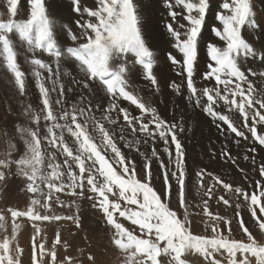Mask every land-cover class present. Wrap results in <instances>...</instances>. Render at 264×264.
Instances as JSON below:
<instances>
[{"label": "snow or ice", "instance_id": "obj_1", "mask_svg": "<svg viewBox=\"0 0 264 264\" xmlns=\"http://www.w3.org/2000/svg\"><path fill=\"white\" fill-rule=\"evenodd\" d=\"M19 3L20 0H6L8 19H0V57L7 71L14 77V85L19 94H25L26 73L18 63L14 43L32 53L37 50L47 53L55 58L56 64L54 70L43 59L34 55L30 58L41 105L37 109L28 105L24 110V114L34 125L19 127V135L24 140L26 149L24 154L16 160H0V169H10L15 164L18 174L26 181L27 192L39 193L40 197L46 198V202L33 197L25 210H7L12 218V235L0 240V264H20L19 257L23 249L18 243L13 248V241L21 227L16 222L17 218L32 221L37 235L40 232L35 223L37 221L66 220L79 229L81 224L78 206L77 214L73 215H40L38 209L51 210L52 204L49 202L72 207V204L65 205L57 194L65 193L79 199L85 197V190L88 193L86 198L92 201L91 207L101 212L104 226L112 233L111 243L124 254L126 264H163L161 256L169 258L167 264H187L183 258L187 253L199 254L209 264H221L215 258L216 253L226 254L228 264H252V258L255 264H264V242L256 239L239 211H236L235 216L239 218L237 223L246 240L231 239V220L214 215L208 209L207 201L203 207V214L208 217L205 228H210L212 235L194 234L192 231L189 212L191 205L186 200L185 190L188 177L186 151L179 138L184 128L163 119L155 107H148L142 98L129 90L132 76L146 79L152 85L158 84L153 72L154 52L142 34L141 18L134 0H98V6L94 10L83 9L88 17L95 18V22L77 21V26L82 29L79 36L70 29L67 30L75 46L58 41L55 18L50 17L45 0H29V16L22 20L16 19ZM166 6L172 20L166 25V30L175 49V54L169 52L167 59L176 75L185 77L190 94L187 99L195 107L202 109L214 123L223 122L236 137L249 139L229 115L218 110L219 102L222 101L229 112H239L243 117V128H247L252 139L264 147V131H258L257 128V125H264V112L261 111L264 110V91L258 93L254 82L249 79V75L264 77V71L257 73L251 68L243 69L240 63L249 58L264 61V54L258 56L257 50L242 35V30L248 24L260 27L254 18L251 0H222L220 11L215 17L218 26L214 25L211 30L218 41L223 42V46L214 42L206 45V70L201 75L204 81H214V85L199 87L194 81L198 66V44L210 0H174V4L169 2ZM174 7L181 11L173 10ZM72 10L78 14L82 11L80 0H73ZM179 17L187 24L180 23ZM13 33L18 35L13 38ZM81 40L83 42H79ZM62 47L66 48V52L61 51ZM129 56L135 58L132 67L127 66ZM62 57L74 61L79 72L86 77L83 81L73 77L70 84H82L84 89H91L87 95L81 94L79 99H74L70 104L65 98L64 84L59 79ZM42 71L47 73V77L42 75ZM46 82L51 83V88L46 86ZM170 86L176 94H180V83L173 81ZM73 90L70 86L67 92ZM51 93H57L55 100ZM205 98L206 101L202 103ZM94 99L96 103H93ZM121 101L134 105L139 114L134 115L128 107L121 106ZM95 111L101 113L100 118L94 114ZM112 113H116V116ZM121 114L132 134H143L141 139L144 143L162 141L163 152L168 157V163L165 164L153 148L150 155L140 163L139 174L142 179L137 178V162L118 147L115 131H109L105 127L104 121L111 125L119 124ZM145 116L150 119L145 120ZM89 124L92 132L97 135L89 132ZM217 127L220 125L217 124ZM119 130L120 139L125 140V146L139 151L140 140L126 139L123 125ZM65 131L74 138L77 146L75 153L64 139ZM42 142L56 151H42ZM236 143L239 144L240 141L237 140ZM9 146L14 148L11 141ZM249 151L255 152L256 149L253 147ZM57 152L64 156L62 164L56 161ZM11 154L9 151L8 156ZM221 155L231 163H236L228 151H222ZM46 158L48 163L45 165ZM153 158L161 169L160 174L155 177L162 181L161 191L153 183ZM243 158L249 159L248 156ZM62 165L64 170H61ZM258 171L262 180L255 182L256 190L251 193L245 188L233 187L204 169L197 172L196 176L201 187H204L205 177L211 178L212 184L205 191L209 198L213 195L212 189L222 185L225 190L246 201L255 224L264 232V164ZM5 180V171L0 170V182ZM40 185H46L47 192ZM173 191L176 209L169 206ZM110 195L115 199H110ZM219 201L230 205L229 199L224 196H220ZM235 207L239 209L240 204L237 203ZM180 209H183L182 213L179 212ZM121 218L137 227L130 230L121 222ZM221 223L226 226L224 230L220 228ZM5 225L6 218L0 214V228L6 231ZM225 231L227 235L224 234ZM32 240V264H42V261H38L35 235ZM60 244V235L57 233L52 250L48 253L51 264H56L55 248ZM38 248L39 256L43 257L44 243H40ZM66 259L70 264L71 258ZM89 259L94 258L89 256Z\"/></svg>", "mask_w": 264, "mask_h": 264}, {"label": "rangeland", "instance_id": "obj_2", "mask_svg": "<svg viewBox=\"0 0 264 264\" xmlns=\"http://www.w3.org/2000/svg\"><path fill=\"white\" fill-rule=\"evenodd\" d=\"M137 1L134 0V2L137 5L138 13L145 10V9L151 10L154 12V17H152L151 19L154 20L155 26L157 27V29H155L151 34L152 40L157 45L156 50H157L158 55L162 58L167 59V54L169 52H173V51L175 52V49L172 48V42L173 41H172L171 37L169 36V34L167 33V30H166V25L168 23H171L172 20H171V17L169 16V9L167 7H166V9L162 8L161 6H163V4H165V3L167 5L169 2H172L174 4V0H156V4H157L156 6L155 5L152 6L150 4V2H148L147 0H137ZM221 1L222 0H210V7H209L208 14L206 16V20H208V21L205 20V25H204V28L202 29L201 37L199 39L198 66H197V71H196V74H197V72H198V74L197 75L195 74V76H194L195 77L194 81L196 82L198 87L200 86L199 83H201L202 86L205 83L208 86L214 85V81H213V83L211 82V84L208 83L207 81L206 82L204 81V84H203V81L201 80V76H199V75L200 74L202 75V73L206 70V68H205V65H206L205 62H207L206 45L208 44V42H214V43H217L219 46H223V42L218 41V39L214 36V34L211 30L214 25L218 26L215 17H216V13L218 11H220L219 9H220V5L222 3ZM45 2H46V6H47L48 13H49L50 17L55 18V24H56L55 31H56L57 37H59L58 41L62 42V44H64V45L75 46L73 44V42L71 41L70 35L68 34L67 30L70 29L72 33H75L79 36L82 29L77 26V21H80L81 23H86L88 20H92L93 22H95V18L84 17V16H87V14L83 11V9L88 8V9L94 10L98 6V0H80V7H81L82 11L79 14L72 10L73 0H71V1L70 0H66V1L65 0H61V1L60 0H45ZM251 3L253 5L254 14L257 13L256 17L254 16V18H256L255 20L260 25V27H254L252 24H248V25H246L247 27L245 26V28L242 30V34L253 45V47L256 50L258 48L257 52L261 50L260 52H258V56H259L260 54H264V0H251ZM59 9H61V10L59 11ZM173 10L181 11V9L177 8V7H174ZM156 11H157V13H156ZM0 14H2V15H0V19H4V20L8 19V9H7V5H6V0H0ZM159 14H161L165 19L169 18V21L166 22V24H165V30L164 31H162L159 27V18H160ZM28 16H29V0H20V3L18 5V14H17L16 19L22 20V19H26ZM73 16H75V17H73ZM209 18H211V19H209ZM178 19H179L180 23H184V24L186 23L187 24V22H185L182 17H179ZM209 25H211V26L209 27ZM60 31L61 32L65 31V33H61ZM141 31L143 34V29H141ZM245 31H246V33H244ZM60 34L62 36H63V34H65V35H64V37H62ZM66 34H68V35H66ZM205 34H206V36H205ZM11 35L13 38H15L18 34L13 33ZM209 36H210V38H209ZM66 39H67V41H66ZM205 40H207V41H205ZM66 42H67V44H66ZM79 42H83V41L81 40ZM256 46H257V48H256ZM14 47L17 48V56L18 55L20 56V57L18 56V63L19 64L21 63L20 64L21 70L26 73V90H25L24 95L19 94L18 89L14 85V77L7 71L6 65H5L3 59H2V57H0V160H6V159L16 160L24 154L26 149H25L24 140L19 135V127H21V126H23V127H29V126L34 127V125L31 123L30 119L24 114V110L28 105H31L33 109H37L38 106L41 105L38 87H37L36 81L34 79L35 77L32 74L33 66L30 64V58L33 55L36 58H41L45 62L50 63L53 66L54 70H55V64H56L55 58L48 55L47 53H43V52L37 50L36 51L37 53L31 52L30 53L31 55H30V54H26L25 52H23V47H20L19 45L15 44V43H14ZM158 47H160V48H158ZM61 51L66 52V48L62 47ZM47 57H49V58H47ZM133 58L134 57L130 56V58L128 59V65L130 67L133 66V64H132L134 62ZM204 58H205V60H204ZM250 59L253 61H251ZM201 60H203V61H201ZM248 60H250V61H247V60L246 61L245 60L240 61V63L242 64V67L247 65V68H251V69L255 68L254 70L256 72L264 71V61H260L258 58H256L255 60L252 58H249ZM116 63H118V62H116ZM154 64H155V61H154ZM169 64H170V62H169ZM203 65H204V67H203ZM254 65L256 67H254ZM247 68L243 67V69H247ZM60 72H61V75H60L59 79H60V82L62 81V83L64 84V87L66 90V97L65 98H67L66 99L67 103L70 104L72 102L73 97H75V98L77 97L76 99H79L80 95L82 94L75 89L76 85L70 84V81L72 80L73 77H75L77 80H81V81L86 80V77L84 76L83 73L79 72V68L74 61L64 60L63 57L61 58ZM159 72H161L160 74L163 75L164 69L161 68L159 70ZM68 73H71V75H68ZM154 73H155V76H157V73L156 72H154ZM173 73L175 76H177L175 69H173ZM42 75L47 77L46 72L44 73L42 71ZM251 76L252 75L249 76V79L252 80L253 82H255L254 86L256 87L257 92L259 93V92L264 91L263 90L264 89V82H263L264 77H261L259 75L252 76V77ZM177 77L179 78V80L177 82L182 85L181 86L182 91L177 96L181 97L184 94L182 97L186 98V97H188V95H190L188 93V91L186 90L187 89L185 86V84H186L185 80L186 79L183 76H177ZM182 78H184V79H182ZM257 79H258V81H257ZM148 82H150V81H148V80L145 81L144 79L140 78L139 76H132L130 78V81H129L130 85L134 86L135 89H137L138 91H142L146 86H148L149 85ZM46 86L51 88V83L46 82ZM70 86L73 87L74 90L69 93V92H67V89ZM79 86L83 87L82 84ZM245 87H246V85H245ZM151 88L153 90H155V92H158L157 88L159 89V87H157V85H151ZM170 88L171 87L168 86L167 89L170 90ZM184 88H186V89H184ZM86 90H88V89H86ZM89 90H91V89L89 88ZM172 91H174V90L171 89V92ZM186 91H187V93H186ZM174 92H172V93H174ZM76 93H78V94H76ZM133 93L136 95L138 94V96L140 98H143L144 93L143 94H142V92H138V93L133 92ZM150 93H151V91L148 92V94H150ZM170 94H171L170 92H162L159 96L161 101L165 105L163 111L166 113L168 112L166 121L175 122L179 126H182L179 124L180 123L179 118L177 119V117L174 116L173 113L171 114V110L169 109V105L171 104V103H169L170 102L169 98L171 97ZM51 95H52L53 100H55L57 93H51ZM237 100H239L238 97H237ZM205 101H206V98H205V100H202L203 103ZM190 102L195 107L194 103L192 101H190ZM93 103H96L95 99L93 100ZM120 103H121V106H123L122 103H126V105L131 107L133 111L135 110L134 111L135 115L139 114V110L136 109L135 106L131 105L129 102L121 101ZM257 107H258V105H257ZM183 110L188 111L189 109L185 110L184 108H181L180 110H178V115H179V112L183 111ZM218 110L221 112L224 111L223 113L226 115L228 114L233 119V121L236 123V125L241 127L242 130L245 132V134L249 136V139L244 140L242 137H236L234 133H232L230 130L227 129V126L224 125L223 122H220V121L217 122L216 121L214 124H216V126H217V124L219 123V125H220L219 128L216 127L213 124L212 118L211 119H210V117L208 118V116L202 111V109L200 110V108H197V107H195V114L197 116L198 115H200V116L205 115L204 117L206 119L203 118V116H201V117L198 116L197 119H199V120H197V127L194 129V131L188 127L184 128L182 126L184 128V131L179 134V138L181 139V142L184 146H189V148H190L189 152L186 154L188 177L186 180L185 190H186V200L189 201V203L191 205L189 208V212L191 213L190 220L192 221V225H191L192 231L194 232V234L195 233L199 234L201 232L200 233L201 235H206V236L212 235V233L208 229L206 230L205 226L203 229H201V226L205 225V222L208 221V219H207L208 217L203 214L204 202L207 201L208 202V209L214 215H219V216H222V217H225V218L231 220V228H232V234L230 236L231 239L246 240V236L243 234L242 230L239 228V225L237 223V220L239 218L235 216L236 211H239L240 216L245 221V225L247 227H249L250 231H252V233L254 234L256 239L259 242H264V232H261L259 230L258 226L255 224L254 219L250 214V211L248 208V203L246 201H244L242 198H238L236 196V194L225 190L222 185H217L216 187H214L212 189L213 195L211 196V198H209L208 196L205 195V191H206L207 187L212 184L211 178L210 177L204 178V187H201L199 182H198V178L196 176V173L199 172L201 169L212 172L214 175L219 176L224 182L231 184L233 187H240V186H241V188L244 187L249 193L254 191V187L256 190L255 182L258 180H262L261 176L259 175L258 169L262 164H264V161H263L264 160V147L260 146L258 143H256L252 139L251 134L248 133V131H247V128H243V117L239 114L238 111L229 112L227 110V108L223 105L222 101L219 102ZM261 111L264 112V110H261ZM94 114L97 116V118H100V116H101V113L99 111H95ZM112 115L116 116V113H112ZM170 115H172V116H170ZM169 116L171 117V119ZM192 117H193L192 120L195 119V116H192ZM145 118H146V120L150 119L149 116H145ZM41 123L43 125V123H44L43 120ZM104 123H105V127H107L109 129V131H115L116 143H117L118 147L121 148L122 152L126 156H131L137 162V169H138L137 178L142 179V176L139 174L140 163L145 160V157L150 155V152L153 148L151 149L147 145H144V144H146L144 142H140V144L138 146L139 151H136L135 149L126 147L125 146V140L120 139V136H121L120 130H118L115 125L109 124L107 121H104ZM119 124H120V126L121 125L124 126L125 131L123 132V135L125 136L126 139H129V140L134 139V138L137 139L136 134L133 135L131 132V129L127 126L126 122L123 121L122 114L120 115ZM211 125H212V127H210ZM249 125L251 126V120H249ZM89 126H91V124H89ZM257 128H258V131H264V125H257ZM218 129H219V131H218ZM57 131L59 132V130H57ZM196 131L204 132V133H206V135L201 136V134L196 132ZM229 136H231V137H229ZM64 139L68 143V145L73 148V151L75 153L77 146L74 143V138H72L70 136V134L67 133V131H65ZM224 139H226V141ZM237 140L240 141L239 145L236 144ZM9 141H11V144L14 145V148H10ZM157 145H159V150H157V152L160 155V158L164 161L165 164H167L168 163V157H167V154H165L163 152V142L158 141ZM191 146H194V148H191ZM240 146H243V149ZM172 147L174 149V145ZM253 147L256 149L255 152H251L248 150V149L253 148ZM214 148H215V150H214ZM224 150L228 151L231 154V156L235 158V160H236L235 164L231 163L230 161L228 162V160L225 159L226 157H223L221 155V152ZM9 151H11V153H12L10 157L8 156ZM42 151L55 152L56 150L53 148L47 147L46 143L42 142ZM141 153H143V155H141ZM244 156H248L249 159L245 160L243 158ZM259 156H261V157H259ZM253 158H254V163H253ZM63 160H64V156L57 152L56 153V161L62 164ZM223 161L225 164L223 163ZM47 163H48V160L46 158L45 159V165ZM151 167H152L153 174H154V179H153L154 186L158 191H161L163 188L162 181L160 179L155 178L156 176H158L160 174L161 169L159 168L158 164L156 163L155 158H153V160H152ZM241 169H243V171H241ZM0 170L5 171V174H6V180L3 182H0V207H6V210H7V207L9 205V207H11V208H16L19 210H25L30 204V199L33 197L40 198L42 200V202H46V198L40 197L39 193L33 194V193L27 192L26 181L24 180V178L22 176H20L18 174L19 170L15 164H13L10 169H0ZM45 170L50 171V169H47V168H45ZM61 170H64L63 165H62ZM73 170L78 172V169L74 168ZM230 173L231 174L233 173V174L231 175ZM222 177L225 179H223ZM245 180H246V182H245ZM238 181L241 183V185H239ZM37 183L39 184V181H37ZM40 187L42 188V190L44 192H47L46 185H40ZM174 189H175V185H174ZM57 195H59L60 199L65 202V205L72 204V207H66V206L62 207L58 204H55L54 202H49L52 204L51 210H47V209H38V210L40 212V215H53V214H55V215H58V214L59 215H73V214H77V206H78V215L80 217V224H81V227L79 229L71 221H66V220L51 221V222H57L56 226L59 230L65 229L67 227L69 229L68 233H59V235H61V234L63 235V237H62L63 239L60 238L61 244L58 246H63L61 248V250H62V249H64V245H66V246L70 247V249L73 251L72 253L68 254V256L72 257V259H73L72 263H70V264H126L125 256L120 255L117 250H115L117 253L116 252H114L113 254L111 253L112 255H110L108 253L109 254V255L107 254L108 257H105V256H107L105 253L106 249H107V251H111V249L106 245H107V239L110 238L112 233H101V239H99L100 237L98 238V235L94 236L92 234L91 231L92 230L96 231V228L97 229L100 228L104 232L108 231L109 229L104 226V220H103L101 212L98 209L91 207L92 201L86 198L88 195L87 190H85V197L79 198V199L77 197H74V196L66 195L65 193H59ZM220 196H224L225 199H229L230 205H225L222 201L218 202V198ZM109 198L115 199V197H113L111 195ZM15 203L18 204V207ZM237 203L240 204L239 209H237L235 207V205ZM122 206H124L123 202H122ZM169 206L172 207L173 209L177 208L175 191H173V197L169 201ZM60 212H62V213H60ZM179 212L182 213L183 209H180ZM201 213L203 216L201 215ZM0 214H3V213H1V211H0ZM6 214L9 215V212L7 211ZM5 218H7V217L5 216ZM19 219L25 220L26 218H19ZM203 221H205V222L203 223ZM30 222L33 224L32 221H30ZM51 222H49V221H37L35 223L39 226L40 229L43 228L41 230L44 231V230L50 229V228L47 229L45 226L48 227V225L51 224ZM85 222H88V223L90 222V224L92 223V226L90 224L85 223ZM121 222L124 223L125 227H128L130 230L137 227V226L131 225V223L129 221L123 220V218H121ZM125 222H128V223L125 224ZM197 224H199V225L197 226ZM49 226H52V224ZM222 226H223L222 228L224 230L226 226L223 223H222ZM69 227H71V228H69ZM85 227H89L88 233H84V234L82 233L81 234L80 233L81 230ZM224 233H227V232L225 231ZM89 234H91V235L88 236ZM33 235H37V234L33 233ZM225 235H227V234H225ZM92 236H94L96 239L93 240L94 237H92ZM62 241L64 243H62ZM94 241H95V243H94ZM74 242H76V243H74ZM81 242H83V243H81ZM13 244H14V242H13ZM73 245H74V247H73ZM79 245H80V247H79ZM21 248L23 250L25 249L24 247H21ZM26 248L31 249L30 246H28ZM81 248L83 249V252H82ZM84 250L86 251V253L84 252ZM98 251H100L102 253H100ZM73 254H75V256H77V257L74 258ZM114 254H115V256H114ZM58 256L63 257L62 254H59ZM82 256H83V258H81ZM88 256H92L94 259H89ZM183 258L187 261V264H209L208 261H206L202 256H200L199 254H196V253H187ZM215 258L217 260H220L221 264H228L226 254L216 253ZM239 258L240 257L238 256L237 259H239ZM160 259L163 262V264H167V261L169 258L166 256H161ZM58 264H67V263H62L60 261ZM252 264H255L254 258H252Z\"/></svg>", "mask_w": 264, "mask_h": 264}, {"label": "bare ground", "instance_id": "obj_3", "mask_svg": "<svg viewBox=\"0 0 264 264\" xmlns=\"http://www.w3.org/2000/svg\"><path fill=\"white\" fill-rule=\"evenodd\" d=\"M61 1V0H60ZM66 1V0H65ZM71 1V0H70ZM137 1V0H136ZM148 2H150V4L153 6V5H157L156 4V0H147ZM138 2V1H137ZM161 2V1H160ZM169 2V1H168ZM216 2V1H215ZM222 2V1H221ZM220 2V3H221ZM256 3V2H255ZM146 5V4H145ZM144 5V6H145ZM218 5V4H217ZM62 6V5H61ZM148 6V5H147ZM150 6V5H149ZM60 7V6H59ZM162 8H165L166 9V3L165 4H163V6H161ZM64 8V7H63ZM218 8V7H217ZM153 9V8H152ZM61 9H59V11H60ZM220 10V9H219ZM256 11V10H255ZM2 12V11H1ZM62 12V11H61ZM81 13V12H80ZM156 13H157V11H156ZM64 14V13H63ZM257 14V13H256ZM256 14H255V17H256ZM139 15H140V18H141V29H143V35L145 36V39H146V42H147V44L151 47V50L154 52V61H155V64H154V68H153V72H156L157 73V81H158V84H157V87H159V90H158V92H155V90H153L152 88H151V83L150 82H148V86H146L142 91H138L137 89H135V87L134 86H132V85H130V91H132V92H142V94H143V98H142V100L146 103V105L148 106V107H155L156 109H157V111H158V113L161 115V117L163 118V119H167V113L166 112H164L163 111V109H164V107H165V105H164V103L161 101V99H160V94L162 93V92H170L171 94V97L169 98V103H171L170 105H169V109L171 110V114L173 113L174 114V116H176L177 117V119L179 118V121H180V125H182L184 128L185 127H188V128H190V129H192L193 131H194V129L197 127V120H199V119H197V117L198 116H200V115H196L195 114V107L193 106V104L189 101V100H187L186 98H184V97H178L177 95L178 94H176L174 91H172V92H174V93H172L171 92V89L172 88H170V90H168L167 88H168V86L169 87H171L170 85H171V83L173 82V81H175V82H177L178 80H179V78L177 77V76H175L174 75V73H173V69H174V67L173 66H171L170 64H169V61L166 59V58H162V57H160L159 55H158V53H157V50H156V47H157V45H156V43L152 40V36H151V34H152V32L155 30V29H157V27L155 26V22H154V20H152L151 18L152 17H154V12L153 11H151V10H143V11H141V12H139ZM210 15V14H209ZM159 16H160V18H159V27H160V29L162 30V31H164L165 30V24H166V22H168L169 21V18H167V19H165L161 14H159ZM167 16V15H166ZM211 16V15H210ZM73 17H75V16H73ZM84 17H88V16H84ZM213 18V17H212ZM60 19V18H59ZM77 19V18H76ZM151 19V20H150ZM209 19H211V18H209ZM256 19V18H255ZM78 20V19H77ZM76 21V20H75ZM206 21H208V20H206ZM186 22V21H185ZM210 22V21H209ZM186 24V23H185ZM211 25H209V27H210ZM247 27V26H246ZM210 29V28H209ZM250 29V28H249ZM159 30V29H158ZM258 30V29H257ZM58 31V30H57ZM61 32V31H60ZM206 32V31H205ZM61 33H65V31L64 32H61ZM244 33H246V31L244 32ZM251 33V32H250ZM58 34V33H57ZM61 35V34H60ZM59 35V36H60ZM64 35L65 34H63V36L62 37H64ZM66 35H68V34H66ZM162 35V34H161ZM243 35V34H242ZM203 36V35H202ZM205 36H206V34H205ZM246 36V35H245ZM167 37V36H166ZM165 37V38H166ZM59 38V37H58ZM209 38H210V36H209ZM62 39V38H61ZM157 39V38H156ZM172 39V38H171ZM203 39V38H202ZM204 40V39H203ZM209 40V39H208ZM66 41H67V39H66ZM160 41V40H159ZM205 41H207V40H205ZM211 41V40H210ZM65 42V41H64ZM63 42V43H64ZM164 42V41H163ZM168 42V41H167ZM62 43V42H61ZM173 43V42H172ZM209 43V42H208ZM66 44H67V42H66ZM167 45V44H166ZM158 48H160V47H158ZM162 48V47H161ZM173 48V47H172ZM256 48H257V46H256ZM261 49V48H260ZM161 50V49H160ZM257 50H258V48H257ZM173 51V50H172ZM261 51V50H260ZM260 51H258V52H260ZM23 52H25L26 54H30L31 53V50H28V51H26L25 50V47H23ZM169 52V51H168ZM174 52V51H173ZM37 53V52H36ZM39 53V52H38ZM40 54V53H39ZM166 54V53H165ZM174 54H175V52H174ZM31 55V54H30ZM38 55V54H37ZM41 55V54H40ZM164 55V54H163ZM178 55V54H177ZM19 56V55H18ZM20 57V56H19ZM205 57V56H204ZM47 58H49V57H47ZM129 58H130V56H129ZM201 58V57H200ZM207 58V57H206ZM26 59V58H25ZM27 60V59H26ZM65 60V59H64ZM204 60H205V58H204ZM251 60V59H250ZM250 60H247V61H250ZM255 60V59H254ZM133 61H134V58H133ZM201 61H203V60H201ZM246 61V60H245ZM251 61H253V60H251ZM65 62V61H64ZM118 63H119V61H117ZM200 62V61H199ZM28 63V62H27ZM206 63V62H205ZM21 64V63H20ZM133 64V63H132ZM205 65V64H204ZM204 65H203V67H204ZM245 65V64H244ZM28 66V65H27ZM26 66V67H27ZM127 66H129L128 64H127ZM253 66V65H252ZM73 67V66H72ZM130 67V66H129ZM135 67H139L138 65H135ZM200 67V66H199ZM243 67H246L247 68V65L246 66H243ZM254 67H256L255 65H254ZM161 68H163L164 69V74L163 75H161L160 73L161 72H159V70L161 69ZM32 69V68H31ZM247 69H249V68H247ZM255 69V68H254ZM261 69V68H260ZM33 70V69H32ZM26 71V70H25ZM71 71V70H70ZM162 71V70H161ZM32 72V71H31ZM259 72V71H258ZM257 72V73H258ZM262 72V71H261ZM45 73V72H44ZM197 74H198V72H197ZM196 74V75H197ZM28 75V74H27ZM154 75H155V73H154ZM199 76H201V74L199 75ZM250 76V75H249ZM31 77V76H30ZM198 77V76H197ZM252 77V76H251ZM63 78V77H62ZM195 78V77H194ZM199 78V77H198ZM259 78V77H258ZM32 79V78H31ZM35 79V78H34ZM182 79H184V78H182ZM200 79V78H199ZM33 80V79H32ZM62 80V79H61ZM145 81H146V79H144ZM201 80L203 81V84H204V80L201 78ZM200 80V81H201ZM256 80V79H255ZM262 80V79H261ZM83 81V80H82ZM186 81V80H185ZM198 81V80H197ZM199 81V82H200ZM257 81H258V79H257ZM62 82V81H61ZM206 82V81H205ZM263 82H264V80H263ZM262 82V83H263ZM178 83V82H177ZM196 83V82H195ZM198 83V82H197ZM208 83H210L211 84V82H208ZM213 83V82H212ZM255 83V82H254ZM200 84V86H202L201 85V83H199ZM198 84V85H199ZM206 84V83H205ZM204 84V85H205ZM260 84V83H259ZM213 85V84H212ZM182 86V85H181ZM185 86H186V84H185ZM211 86V85H210ZM184 87V86H183ZM182 88V87H181ZM75 89L78 91V92H80V93H82V94H84V95H87L88 94V92L90 91L89 89L88 90H86V89H84L83 87H81V86H79V85H76L75 86ZM141 89V88H140ZM148 89V90H147ZM150 89V90H149ZM184 89H186V88H184ZM187 90V89H186ZM264 90V89H263ZM149 91H151V93L150 94H148V92ZM182 91V90H181ZM185 91V90H184ZM183 91V92H184ZM186 93H187V91H186ZM76 94H78V93H76ZM138 95V94H137ZM69 97V96H68ZM70 98V97H69ZM77 98V97H76ZM75 97H73L72 98V102H73V100L74 99H76ZM67 99V98H66ZM239 99V98H238ZM165 101V100H164ZM71 102V103H72ZM203 103V102H202ZM123 104V106L124 107H128L129 108V110L134 114L135 112V110L133 111L132 110V108L131 107H129L128 105H126V103H122ZM167 108V107H166ZM181 108H184L185 110L186 109H189L188 111H180L179 112V115H178V110H180ZM168 109V110H169ZM199 110V109H198ZM201 110V109H200ZM226 111V110H225ZM235 111V110H234ZM224 112V111H223ZM226 113V112H225ZM201 114V113H200ZM231 114V113H230ZM135 115V114H134ZM228 115V114H227ZM170 116H172V115H170ZM169 116V117H170ZM192 116H195V119H193L192 120ZM201 116H203V115H201ZM200 116V117H201ZM205 116V115H204ZM203 116V118H205ZM175 117V118H176ZM202 118V119H203ZM209 118V117H208ZM148 119V118H147ZM170 119H171V117H170ZM169 119V120H170ZM206 119V118H205ZM211 119V118H210ZM145 120H146V118H145ZM201 120V119H200ZM173 121V120H172ZM207 121V120H206ZM209 122V121H208ZM218 122V121H217ZM212 124V123H211ZM213 124H214V122H213ZM219 124V123H218ZM215 126H216V124H214ZM116 126V128L119 130L120 129V124H117V125H115ZM214 126V127H215ZM210 127H212V125L210 126ZM217 127V126H216ZM262 127V126H261ZM107 128V127H106ZM209 129V128H208ZM188 130V129H187ZM125 131V130H124ZM202 131V130H201ZM204 131V130H203ZM218 131H219V129H218ZM89 132L91 133V134H93V135H97V133H93L92 132V126H89ZM196 132H198V133H200L201 134V136H205L206 135V133H204V132H199V131H196ZM129 134V133H128ZM228 134V133H227ZM134 135V134H133ZM136 136H137V139H139L140 140V142H144V140L143 139H141V137L143 136V134H141V133H136ZM192 136V135H191ZM187 137V136H186ZM229 137H231V136H229ZM136 139V138H135ZM186 139V138H185ZM229 139V138H228ZM225 141H226V139H224ZM234 140V139H233ZM191 141V140H190ZM157 143H158V141H156L155 143H153V142H151V141H149L148 143H146V144H144V145H147L148 147H150L151 149L152 148H155L156 150H159V145H157ZM228 143V142H227ZM210 144V143H209ZM237 144V143H236ZM239 145V144H238ZM156 146V147H155ZM236 146V145H235ZM147 147V148H148ZM185 147V151H186V154L189 152V150H190V148H189V146H184ZM239 147V146H238ZM240 147H242V149H243V146H240ZM191 148H194V146H191ZM213 148V147H212ZM235 148V147H234ZM245 148V147H244ZM214 150H215V148H214ZM249 150V149H248ZM262 152V151H261ZM260 152V153H261ZM263 153V152H262ZM243 154V153H242ZM214 156V155H213ZM237 156V155H236ZM219 157V156H218ZM259 157H261V156H259ZM216 159V158H215ZM225 159H227V158H225ZM262 159V158H261ZM221 160V159H220ZM262 161V160H261ZM264 161V160H263ZM262 161V162H263ZM229 162V161H228ZM223 163H224V161H223ZM225 164V163H224ZM154 169V168H153ZM230 170V169H229ZM234 171V170H233ZM231 174V173H230ZM233 174V173H232ZM231 174V175H232ZM253 174V173H252ZM220 175V174H219ZM226 175V174H225ZM224 175V176H225ZM223 176V177H224ZM229 176V175H228ZM243 176V175H242ZM250 176V175H249ZM222 177V178H223ZM241 178V177H240ZM245 178V177H244ZM248 178V177H247ZM223 179H225V178H223ZM232 179V178H231ZM240 181V180H239ZM238 181V182H239ZM7 182V181H6ZM244 182V181H243ZM245 182H246V180H245ZM192 183V182H191ZM247 184V183H246ZM238 185V184H237ZM239 185H241V183L239 182ZM195 186V185H194ZM244 186V185H243ZM241 187V186H240ZM190 188V187H189ZM244 188V187H243ZM247 188V187H246ZM250 189V188H249ZM251 190V189H250ZM249 190V191H250ZM253 190V189H252ZM254 190H255V187H254ZM196 192V191H195ZM217 192V191H216ZM191 198V197H190ZM189 202V201H188ZM16 205H17V207H18V204L17 203H15ZM9 208H11V207H9V205H8V207H7V210L9 209ZM16 209V208H15ZM23 209V208H22ZM5 210V211H4ZM7 210H6V207H0V211H1V213H3L4 214V216H6L7 218H6V225H5V227H6V231L4 230V229H2V228H0V240H2L5 236H11V235H6L5 233H12V218H11V214L9 213V215H7L6 214V212H7ZM68 210V209H67ZM66 210V211H67ZM88 210V209H87ZM220 210V209H219ZM65 211V212H66ZM222 211V210H221ZM197 212V211H196ZM60 213H62V212H60ZM64 213V212H63ZM59 215V214H58ZM201 215H202V213H201ZM203 216V215H202ZM92 217V216H91ZM233 218V217H232ZM92 219V218H91ZM195 219V218H194ZM208 219V218H207ZM97 220V219H96ZM206 221V220H205ZM205 221H203V223L205 222ZM18 224H20L21 225V227H20V229L18 230V233H21V235L20 236H18V237H16V240L15 241H13L14 242V244L13 245H15V244H17L18 243V245L19 246H21V247H24V248H26V247H28V245L31 247V242H33V240H32V238H33V233H36V230L32 227V223L30 222V221H28V220H20L19 218H17V221H16ZM96 222V221H95ZM94 222V223H95ZM56 223L57 222H51V224H52V226H49V225H51V224H49L48 225V227L47 226H45L47 229L48 228H50V229H48V230H41V229H43V228H41L40 229V232L39 233H42V235H43V233H47L48 235H47V239H45V237L44 236H42V235H35V237H36V244L37 245H39L40 243H46V245H47V251H48V249L49 248H51V246L54 244V239L56 238V234L57 233H68L69 232V229H68V227L67 228H65V229H58L57 228V226H56ZM85 223H87V224H90V222L88 223V222H85ZM128 222H125V224H127ZM84 224V223H83ZM91 226H92V223L90 224ZM199 224H197V226H198ZM204 226L205 225H202L201 226V229H203L204 228ZM200 227V226H199ZM223 226H222V223L220 224V228L223 230V228H222ZM62 228V227H61ZM69 228H71V227H69ZM88 228L89 227H85V228H83L82 230H81V234L83 233H88ZM207 230V229H206ZM208 230L211 232V229L210 228H208ZM106 231V230H105ZM92 232V234L94 235V236H96V235H98V238L99 239H101V233H111V231H106V232H104L102 229H100V228H96V231H91ZM201 233V232H200ZM199 233V234H200ZM70 234V233H69ZM72 234V233H71ZM77 234V233H76ZM196 234V233H195ZM207 234V233H206ZM224 234H227V233H224ZM55 235V236H54ZM67 235V234H66ZM79 235V234H78ZM77 235V236H78ZM91 234H89L88 236H90ZM44 237V240H43V238L42 237ZM71 236V235H70ZM75 236V235H74ZM94 236H92V237H94ZM79 237V236H78ZM82 237V236H81ZM84 238V237H83ZM63 239V238H62ZM81 239V238H80ZM96 238L94 237L93 238V240H95ZM83 240V239H82ZM62 243H64L63 241H62ZM74 243H76V242H74ZM81 243H83V242H81ZM85 243V242H84ZM94 243H95V241H94ZM31 244V245H30ZM78 244V243H77ZM76 244V245H77ZM86 245V244H85ZM84 245V246H85ZM100 245V244H99ZM16 246V245H15ZM83 246V245H82ZM87 246V245H86ZM106 246H108L110 249H111V251H107V249H106V255L109 253L110 255H112L114 252H116L115 250H117L118 251V253L120 254V255H122V256H124V254H122L118 249H116L114 246H113V244L111 243V236H110V238L109 239H107V245ZM73 247H74V245H73ZM77 247V246H76ZM79 247H80V245H79ZM78 247V248H79ZM98 247V246H97ZM38 248V247H37ZM103 248V247H102ZM46 249V248H45ZM82 249V248H81ZM80 249V250H81ZM26 250V249H25ZM27 250H29V249H27ZM27 250L26 251H24V252H27ZM86 250V249H85ZM84 250V252L86 253V251ZM28 252H30V251H28ZM63 252V251H62ZM82 252H83V249H82ZM98 252H100V251H98ZM60 253V252H59ZM91 253V252H90ZM95 253V252H94ZM97 253V252H96ZM100 253H102V252H100ZM112 253V254H111ZM117 253V252H116ZM84 254V253H83ZM88 254V253H87ZM108 254V255H109ZM57 255V254H56ZM85 255V254H84ZM108 255L107 256H105V257H108ZM32 256V255H31ZM30 256V257H31ZM47 256V255H46ZM114 256H115V254H114ZM57 257V256H56ZM73 257L75 258V257H77V256H75V254H73ZM89 257V256H88ZM96 257V256H95ZM102 257V256H101ZM104 257V258H105ZM58 258V257H57ZM81 258H83V256L81 257ZM80 258V259H81ZM122 258V257H121ZM32 259V258H31ZM59 259V258H58ZM79 259V258H78ZM88 259V258H87ZM114 259V258H113ZM22 260H23V257H22ZM57 260V259H56ZM73 260V259H72ZM107 260V259H106ZM26 261V260H25ZM86 261V260H85ZM110 261V260H109ZM57 262V261H56ZM58 262H60L59 260H58ZM57 262V263H58ZM78 262V261H77ZM30 263H31V261H30ZM111 263V262H110Z\"/></svg>", "mask_w": 264, "mask_h": 264}, {"label": "crops", "instance_id": "obj_4", "mask_svg": "<svg viewBox=\"0 0 264 264\" xmlns=\"http://www.w3.org/2000/svg\"><path fill=\"white\" fill-rule=\"evenodd\" d=\"M6 235H12V233H5ZM21 235V233H18L17 234V236L16 237H18V236H20ZM38 235H42V233H39ZM47 233H43V235L42 236H44L45 237V239H47ZM41 236V237H42ZM55 236V235H54ZM44 237H42L43 238V240H44ZM63 237V235L61 234L60 235V238H62ZM54 242H55V239H54ZM33 242H31V244H32ZM30 244V245H31ZM16 245V244H15ZM15 245H13V248H15ZM44 245H45V255L43 256V257H40L39 256V248H37V253H38V261H42V264H51V257H50V255H48V253L52 250V246H51V248H49L48 249V251H47V245H46V243H44ZM29 246V245H28ZM39 245H37V247H38ZM20 248H21V246H19ZM63 246H56V248H55V251H56V256L59 258H57V262H58V260L59 261H61L62 263H69V261L66 259V258H69V256H68V254H70V253H72L73 251L70 249V247H68V246H66V247H64V249H62L61 250V248H62ZM31 249H29V250H27V248H25L26 250H27V252H23L22 253V255H20V257H19V260H20V264H32V245H31V247H30ZM23 250V251H26V250ZM28 251H30V252H28ZM63 251V252H62ZM60 252V253H59ZM59 254H62L63 255V257H60V256H58ZM47 255V256H46ZM31 256V257H30ZM22 257H23V260H22ZM71 258V262L70 263H72V257H70ZM26 260V261H25ZM30 261H31V263H30ZM56 262V264H58Z\"/></svg>", "mask_w": 264, "mask_h": 264}]
</instances>
